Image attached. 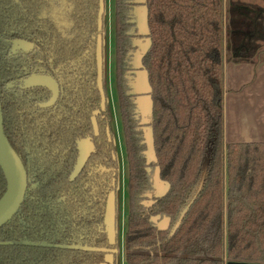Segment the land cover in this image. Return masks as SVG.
<instances>
[{
	"label": "trees",
	"instance_id": "trees-1",
	"mask_svg": "<svg viewBox=\"0 0 264 264\" xmlns=\"http://www.w3.org/2000/svg\"><path fill=\"white\" fill-rule=\"evenodd\" d=\"M72 22L64 35L42 15L47 0H0V102L4 132L27 174L23 201L0 226V264H99L108 243L104 213L119 164L106 106L100 108L95 47L98 0H66ZM146 0L151 47L143 58L152 88L154 149L167 194L146 208L149 188L141 131L128 95L129 0H114V84L127 161L125 264H264V142L224 137V63L264 59V0ZM105 5V0H104ZM37 45L60 94L49 108L35 88L4 89L13 75L5 39ZM103 39V36H102ZM103 44V40H102ZM103 71V66H102ZM103 90L104 87V77ZM106 94V93H105ZM109 131V135L107 134ZM93 135L96 152L68 180L75 138ZM201 189L182 222L180 211ZM6 180L0 168V198ZM169 216L159 230L149 220Z\"/></svg>",
	"mask_w": 264,
	"mask_h": 264
},
{
	"label": "water",
	"instance_id": "water-1",
	"mask_svg": "<svg viewBox=\"0 0 264 264\" xmlns=\"http://www.w3.org/2000/svg\"><path fill=\"white\" fill-rule=\"evenodd\" d=\"M130 10L128 12V22L132 25L131 30L127 33L130 36L131 49L128 51V60L126 69V79L128 86V95L133 104V114L138 122V129L141 131L140 143L145 146L142 155L145 158L146 171H150L149 164L157 163V157L154 149L153 129L151 126V117L153 112V100L151 97L152 88L149 83L148 71L143 65V58L151 47V38L149 35L148 26V8L146 0H129ZM104 12V0H98L97 13V29L100 32L102 29V16ZM13 47L18 48L31 47L32 44L25 40H14ZM102 35L98 33L96 37L95 60H96V84L100 94V108L93 111L91 116V124L94 134H98L96 115L105 109V93L103 90V71H102ZM45 87L51 91V97L48 102L40 104L41 108H46L55 103L59 95L57 82L50 76L31 78L25 81L24 89L31 87ZM109 135V131L107 130ZM78 156L70 174V180L73 181L85 167L90 155L95 150V145L90 136L77 141ZM0 168L6 179V189L0 198V226L10 220L19 209L27 188V174L22 161L16 154L14 149L8 142L3 125V115L0 102ZM202 181L199 183L197 190L192 198L182 208L179 216L170 229V234H173L177 227L182 222L189 206L196 198L201 189ZM150 188L152 192L144 194L148 199L141 202L144 206L150 205L154 199L163 197L169 190L170 184L160 178V169L156 164L150 178ZM149 220L159 230H166L170 226V217L163 215H154ZM104 228L106 231L109 244L115 242V192L111 190L107 196L105 213H104ZM112 261V254L106 253L105 261L100 264H107ZM227 264H258L247 262L231 261Z\"/></svg>",
	"mask_w": 264,
	"mask_h": 264
},
{
	"label": "crops",
	"instance_id": "crops-1",
	"mask_svg": "<svg viewBox=\"0 0 264 264\" xmlns=\"http://www.w3.org/2000/svg\"><path fill=\"white\" fill-rule=\"evenodd\" d=\"M223 97L225 141L264 142V59L225 61Z\"/></svg>",
	"mask_w": 264,
	"mask_h": 264
},
{
	"label": "flooded vegetation",
	"instance_id": "flooded-vegetation-1",
	"mask_svg": "<svg viewBox=\"0 0 264 264\" xmlns=\"http://www.w3.org/2000/svg\"><path fill=\"white\" fill-rule=\"evenodd\" d=\"M47 1L49 3V7L42 12L43 13L42 15H44L45 17H47L50 20H52V22H54L56 24V26L59 28V30L64 35H69V31H70L71 25H72V22H71V19H70L71 4L68 3L66 0H47ZM104 8H105V5H104ZM14 40H25V39L13 38V39H5L4 40V42H5L6 45H5V48H4V51H3V54L2 55L4 57H6L8 59V61L11 63V65H12V72H13V75L11 77H9L8 79H6V80L3 81L4 89L9 90L11 92H14L16 95H21L23 91L29 90V89H35V88L44 89L46 91V96H44L41 99H39V100H37V101L34 102V106L35 107L41 108L40 107V104L49 101V99L51 97V91H49L45 87H39V86L38 87H31V88L24 89L23 86L25 84V81H28L31 78H35L36 79V78L46 77V76L52 77L56 82H57V80L53 76V74L44 66L43 61L40 58L39 48L37 47V45L35 43H33L31 41H28V40H25V41L31 43L32 46L23 49V48H18L19 45H17L14 48L13 47L14 46L13 45V41ZM102 57H103V54H102ZM102 66H103V58H102ZM127 68H128V66H127ZM96 70H97V68H96ZM125 72H126V70H125ZM96 76H97V73H96ZM57 84H58V82H57ZM58 88H59V84H58ZM59 94H60V88H59ZM58 98H59V95H58ZM58 98H57V100H58ZM57 100L55 101V103L57 102ZM53 105H51V106H53ZM51 106H49V107H51ZM105 106H106V103H105ZM49 107H46V108H49ZM107 108H108V106H107ZM42 109H45V108H42ZM90 121H91V117H90ZM96 122H97V120H96ZM137 124H138V122H137ZM97 128H98V125H97ZM92 132H93V135L94 136H97L98 135V134L97 135L94 134L93 127H92ZM93 135L86 134L84 136H77V138H75L74 143H75L76 156H75V160H74L72 169L70 171V174L73 171V168H74V165H75L77 156H78V149H77V143L76 142L77 141H80V140H82V139H84V138H86L88 136H90L92 138V141H93L94 145H95V142L93 140ZM95 152H96V145H95V150H94V152L92 154H94ZM91 155H90V157H91ZM90 157H89V159H90ZM155 165H156V163L149 164V167H150V171L149 172H147L146 169H145V171H146V173H147V175L149 177V183H150V178L152 176L153 169H154V166ZM144 168H146V164H145V167ZM70 174H69L68 180L70 182H73L77 177L73 181H71L69 179L70 178ZM126 182H127V179H126ZM117 184H118V182H117ZM116 187H117V185H116ZM126 191H127V188H126ZM114 192H115V220H116V215H117L116 214V212H117V208H116V188H115ZM148 192H152V189L150 188V186L142 194V199L140 201V204H141L142 201L148 199L144 195V194H146ZM153 199H154V201L150 205L145 206L146 208L152 206L156 202L157 199H155V198H153ZM147 202H148V200H147ZM127 212H128V208H127ZM110 245H115V248L110 249L109 251L106 252V253H111L112 254V261L111 262H108L107 264H116V253H117L116 252L117 251L116 250V248H117L116 225H115V242H114V244H110ZM106 253L104 254V259H103L102 262L105 261V255H106ZM102 262H100V263H102Z\"/></svg>",
	"mask_w": 264,
	"mask_h": 264
},
{
	"label": "rangeland",
	"instance_id": "rangeland-1",
	"mask_svg": "<svg viewBox=\"0 0 264 264\" xmlns=\"http://www.w3.org/2000/svg\"><path fill=\"white\" fill-rule=\"evenodd\" d=\"M262 3V0L260 4ZM113 8L114 0H105V14L103 18V77L105 87V98L111 116V129L115 143L116 155L119 164L118 184L116 187V264H125L124 255V233L126 230L127 216V161L125 146L118 113V103L114 84V38H113Z\"/></svg>",
	"mask_w": 264,
	"mask_h": 264
}]
</instances>
